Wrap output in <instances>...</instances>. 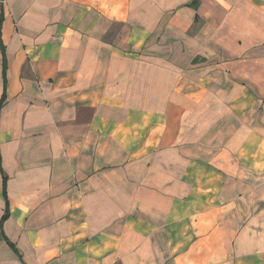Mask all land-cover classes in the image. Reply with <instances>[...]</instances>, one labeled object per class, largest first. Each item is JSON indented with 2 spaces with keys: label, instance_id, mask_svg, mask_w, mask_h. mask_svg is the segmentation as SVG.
<instances>
[{
  "label": "crops",
  "instance_id": "0c3cea01",
  "mask_svg": "<svg viewBox=\"0 0 264 264\" xmlns=\"http://www.w3.org/2000/svg\"><path fill=\"white\" fill-rule=\"evenodd\" d=\"M4 95L0 264H264V0H5Z\"/></svg>",
  "mask_w": 264,
  "mask_h": 264
},
{
  "label": "trees",
  "instance_id": "16d2710c",
  "mask_svg": "<svg viewBox=\"0 0 264 264\" xmlns=\"http://www.w3.org/2000/svg\"><path fill=\"white\" fill-rule=\"evenodd\" d=\"M3 51H4V50H3ZM3 77H4V80H6V66H5L4 71H3ZM4 101H5V95L3 96V99H2V101H1V103H0V109H1V107H2V105H3V103H4ZM6 181H7V179H6V177H4L3 190H4V194H5V196H6ZM6 217H7V213H5V215H4V217H3V221L5 220ZM11 246H12V245H11Z\"/></svg>",
  "mask_w": 264,
  "mask_h": 264
},
{
  "label": "built area",
  "instance_id": "2783aa9c",
  "mask_svg": "<svg viewBox=\"0 0 264 264\" xmlns=\"http://www.w3.org/2000/svg\"><path fill=\"white\" fill-rule=\"evenodd\" d=\"M5 0H0V2H4Z\"/></svg>",
  "mask_w": 264,
  "mask_h": 264
}]
</instances>
